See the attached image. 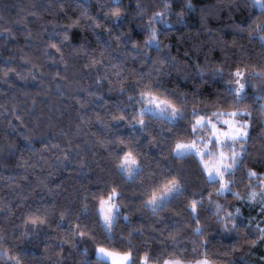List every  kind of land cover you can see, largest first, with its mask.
Instances as JSON below:
<instances>
[{
	"label": "trees",
	"instance_id": "obj_1",
	"mask_svg": "<svg viewBox=\"0 0 264 264\" xmlns=\"http://www.w3.org/2000/svg\"><path fill=\"white\" fill-rule=\"evenodd\" d=\"M61 3L64 5L63 9L59 8ZM75 12L76 0H0V70L15 69L24 77L20 79L15 72H10L8 83L0 81V87L5 89L0 93V102L5 104L9 113L13 106L16 109V115H6L3 124H0V144H3L0 146V227H3L6 233L5 243L8 246L15 245L17 252L21 254L28 253L24 256L28 264H48L43 254L45 245L50 248L49 254L59 251L62 243L60 237L73 225H82L77 231H86L88 235L79 240L77 250H71V255L70 245L64 244L61 255L65 258L64 264H80L84 257L80 256L78 249L88 248L90 251L87 259L91 264H95V256L91 254V250L95 243L102 241V234L95 228L91 214L77 216V210L84 196L93 200L94 196L107 195V189L120 183L115 168V157L131 148L144 167L142 175L145 185L150 184L148 177L153 173L160 177V182L165 178L177 177L179 173L187 187L182 195L160 212L159 216L163 217L160 221L140 204L144 191L139 187L140 178L124 184L121 188L124 195L118 200L122 202L121 218L117 219L113 242L126 249L127 243L119 238L121 234L127 237L129 229H133L135 235L132 240L137 245L138 253L150 251L155 257L156 252L165 251L161 241L168 237L170 231H176L180 241L178 249L186 248L191 253L195 220L189 218L185 205L188 199H199L202 194L204 204L200 207L196 219L201 221L208 235L209 251L215 252L217 259H225L222 253L231 249L232 243L238 237L236 233L221 232L207 199L212 184L205 183L198 161L191 156L178 160L169 155V140L175 138L177 130L173 129V135L169 137V125L158 119L149 120L144 131H141L139 126L132 128L127 123L117 125L107 120L110 113L116 114L114 104L124 98L115 92H108L107 82L102 88L94 87L92 81L95 73L84 69L82 61L72 62L67 65L65 71V65L58 59L59 53L49 48L47 56L45 55V44H49L50 40L54 42L50 35L53 25H64L68 17L74 16ZM236 19L239 20L240 17L237 16ZM229 23L222 14L221 19L211 22L214 30L210 36H205L203 31L197 28H181L169 34L165 42L171 45V54L185 64H191L196 58L194 45L200 46L202 52L210 53L212 58H219L222 50L219 46H214V43L217 39L222 42L233 40V32L228 30ZM72 35L77 43L82 36L76 28L72 30ZM83 35L92 47H96L94 37L87 32ZM186 51L187 56L184 55ZM256 51L257 49H250L249 58H252ZM52 56H55V60L50 58ZM202 58L201 56L200 59ZM34 65L36 67H33ZM124 67L137 74L147 71L142 64L131 60L126 61ZM57 72L60 73L59 76L55 75ZM169 75L174 73L169 70ZM109 79L112 77L109 76ZM205 80L204 86L196 94L201 99L212 101L223 84L221 81H210L207 77ZM57 83L60 84L59 88L56 87ZM160 83L169 89L189 92L198 84L192 80L179 83L176 79L163 78ZM94 91H100L102 98L89 95ZM248 93L249 98L244 102L253 110H258L261 102L252 94L251 86ZM131 111H134L132 106L129 107V112ZM17 116L20 117L19 120L16 119ZM97 116L100 121L95 119ZM9 118L17 126L16 129L7 125ZM105 122L110 126H106ZM160 122L164 123L163 129L155 126ZM183 124L184 122H181V128ZM25 125V135L30 137V143L19 135V130L24 129ZM262 127L264 124L258 119L253 120L250 129L252 139L245 153L246 159L242 163L264 171V164L258 163L260 157L255 155L264 143L257 135ZM117 137L125 143L121 144ZM8 145L12 146L11 149ZM65 153L69 159L58 163L57 157H62ZM236 178L234 188L239 190L243 184H247L246 176L239 170ZM41 181L43 183H40ZM193 189H199L195 197ZM212 198L226 207L227 211H233L234 207L239 206L242 213L238 217L241 227L248 224V218L256 209H250L249 204L236 200L230 194L223 197L213 194ZM50 205L54 206L49 208L51 226H40L32 236L22 237L24 231H32L23 223L25 216L37 208L42 209ZM65 209V219L57 226L59 214ZM124 212L129 214L127 222L122 219ZM255 223L251 220V225L244 230L251 235L255 230ZM143 241L148 242L147 246ZM259 248L261 244L252 248L240 247L226 258L227 264H250ZM166 251L172 252L173 249L167 247ZM193 258L195 257L192 255L186 257Z\"/></svg>",
	"mask_w": 264,
	"mask_h": 264
},
{
	"label": "snow or ice",
	"instance_id": "obj_2",
	"mask_svg": "<svg viewBox=\"0 0 264 264\" xmlns=\"http://www.w3.org/2000/svg\"><path fill=\"white\" fill-rule=\"evenodd\" d=\"M254 3L264 8V0H254ZM186 6H192L190 0H186ZM63 7L64 5L61 3L59 8L63 9ZM113 12L116 14L118 9H114ZM159 15L162 16L163 13H159ZM73 22H68L67 27L70 28ZM28 35H31V33H28ZM61 35L67 38L66 31L61 33ZM152 38L156 39L157 45L162 43L156 33H153V36L149 37V39ZM49 48L54 49L55 53L60 54V63L65 65V71H67V63L64 61L61 49L57 43L51 40L49 41L45 49L46 56ZM50 58L55 60V56ZM101 62L94 56L90 57L89 60L91 65H96ZM160 63H164V61L161 60ZM88 66V64L84 65L85 68ZM33 67L36 66L34 65ZM201 71L203 72L204 70L202 69ZM10 72H15V75L20 79L24 78L15 69H7L4 72L6 79H8ZM223 72L224 69L218 67L215 69L214 74L223 75ZM55 75L59 76L60 73L57 72ZM116 75L119 76L120 73L117 72ZM253 77L257 80L264 81V71H248L241 66L232 67L229 73V79L226 81V83L231 85L230 90H227V98L217 96L214 100L208 101L211 106L204 109L198 106L193 107L190 112H186L183 107L178 106L177 102L169 93L161 92L155 84H150L138 93L142 103L139 109L136 110V115L133 118L128 119L122 112L119 116H114L112 119L127 120L130 127L135 124L139 126L141 131L146 130L148 127L149 120L146 117L167 123L169 125V137L173 135V129L177 130L169 149L174 159L183 160L188 156L195 158L198 161V167L200 168L205 183L218 185L215 189L217 196L230 194L236 200L246 201L249 205L258 203L260 207L257 210L264 213V171L258 170L255 167H248L247 164L242 163L246 159L245 153H247L249 141L252 139L250 129L253 126V120L258 119L261 124H264V83L258 86L256 99L261 102L258 110H253L246 104L241 106L249 98V86L252 88L257 87V84L252 79ZM61 78L64 79V77ZM137 79L140 78L138 77ZM109 90L112 89L110 88ZM126 90L127 85L120 82L119 91L123 93ZM128 99L132 100L133 97L129 96ZM226 99L231 102L229 106H224ZM16 119L19 120L20 117L17 116ZM95 119L100 121L99 116ZM181 122H184L183 128L180 126ZM105 123L106 126H110L107 122ZM185 133L187 134L185 135ZM161 134L163 135V131ZM149 135L151 134L149 133ZM257 135L261 140H264V127L261 128L260 133ZM26 139L30 140V137H26ZM117 140L121 144L125 143L119 137H117ZM101 143L103 144L104 141H101ZM11 147L9 145V149ZM109 155L111 156L112 154L110 153ZM255 155L260 157L258 163L264 164V143L261 144ZM68 159L69 157L65 153L62 157H57V162L64 163ZM115 159L116 171L125 184L135 182L138 177L140 178L139 187L144 189L141 194V206L147 209L152 216L158 217L162 221L163 217L159 216L160 212L185 192L187 186L184 182L178 180L176 176H172L171 179L165 178L163 182H160V177L153 173L148 177L150 184L145 185V179L142 175L144 167L131 148L128 151H124L123 155H117ZM81 163L83 162L81 161ZM238 170L247 178L246 190L244 192L233 187L237 183L236 173ZM40 183H43V181ZM198 191L199 189H193V197H195ZM123 195L124 193L120 188L113 186L107 191V195L100 194L99 196H94L96 203L93 211L104 226L102 241L94 245L93 254L95 256V264H216L217 255L209 251L208 235L205 234L201 221L196 219L199 216L200 207L204 204L202 194L199 199H188L185 205L189 211V218L195 220L192 228L191 253L186 248L178 249L177 246L180 243L179 234L176 231H170L168 237L161 241V244L165 246V251L156 252L155 257H153L150 251H145L142 254L138 253L137 245L132 240V237L135 235L133 229H129L127 237L121 234L119 238L127 243L128 247L126 249L118 247L113 242L116 230L115 225L117 219L121 218V207L118 200ZM212 195V192L208 193V204L212 206L216 217L222 219L221 229L227 233H236L238 237L232 243L231 249H226L222 253L223 256L228 257L235 250L243 246L252 248L264 244V223H257L254 232L250 235L244 229L251 225V217L248 218V224L241 227V222L238 220V217L242 215L241 208L236 206L233 211L225 212L223 206L217 200H214ZM49 208H54V206L50 205L42 209L37 208L34 212L25 216L23 223L26 227L32 226L33 229L37 226H51L49 222ZM8 211L10 212L11 209H8ZM66 211L65 209L60 212L57 219V226L65 219ZM79 212L87 213L88 207L86 205L82 206ZM122 219L127 222L129 220V214L124 212ZM80 227L82 225H73L65 233L67 239L60 237L62 243L59 251L49 254L50 248L48 245H45L43 254L47 258L48 264H64L65 258L61 255L64 251V244L70 245L69 255H71V250H77L79 240H82L88 235L86 231L81 230L78 232L77 228ZM33 233L34 231H24L21 236L30 237ZM3 239L4 236H0V240ZM143 244L147 246L148 242L143 241ZM167 247H172L173 251L167 252ZM198 249H202V251H198ZM78 251L80 256L84 257L80 264H91L87 259L90 250L88 248H82L78 249ZM6 254L5 249H0V256ZM26 255L28 253L21 254L18 252V254L10 256L11 264H22L21 258ZM189 255L195 258L186 259ZM261 260L264 261V257H261Z\"/></svg>",
	"mask_w": 264,
	"mask_h": 264
},
{
	"label": "clouds",
	"instance_id": "obj_3",
	"mask_svg": "<svg viewBox=\"0 0 264 264\" xmlns=\"http://www.w3.org/2000/svg\"><path fill=\"white\" fill-rule=\"evenodd\" d=\"M190 3L191 7L186 6V0H76L75 15L68 17L64 25H53L50 35L60 47L67 65L75 61H82L84 69L95 73V78L92 81L94 87L97 89L102 88L107 82L108 92H115L119 97L124 98L114 104L116 114L110 113L106 118L117 125L128 124V122L127 120H113L114 116H119L123 112L127 117H130L128 119H131L136 115V110L139 109L142 103L138 93L150 84H155L161 92L169 93L178 106L183 107L186 112H190L193 107L197 106L204 109L211 105L196 93L204 86L206 77L213 82L221 81L223 86L217 92L216 97L227 98V90H230L231 85L226 81L229 79L232 67L241 66L248 71H264V39H262L264 37V8L256 5L254 0H190ZM114 9H118L116 14L113 12ZM159 13H163V15L161 16ZM222 14L223 18L230 22L228 30L233 32L234 38L230 42H222L219 39L215 41L214 46H219L222 50V55L219 58H212L210 53L202 52L200 46L197 45L193 46L196 58L191 64H185L171 54V45L165 42L169 34L181 28H197L202 30L205 36H210L214 30L211 22L221 19ZM237 16L240 17L239 20L236 19ZM68 22H73L70 28L67 27ZM74 28L79 29L82 34L78 43L73 39L72 30ZM58 29H62V31H58ZM224 30L219 29V31ZM65 31L67 32V38L61 35ZM85 32L94 37L96 47H92L88 43L87 37L83 35ZM153 33H156L162 43L157 45L155 38L149 39L153 36ZM236 38H239V40ZM47 46L48 44H45L44 50ZM250 49H257L252 58L248 56ZM233 50L235 55H233ZM184 55L187 56L188 52L186 51ZM93 56L102 62L91 65L89 60ZM201 56L202 59H200ZM58 59L60 61V58ZM114 60L117 63H112ZM129 60L139 62L147 71L137 74L134 71L127 70L124 64ZM161 60L164 63H160ZM85 64L89 66L85 68ZM218 67L224 69L223 75L214 74L215 69ZM169 70L174 75H169ZM5 71L7 69L0 71V81L8 83V79L4 76ZM117 72L120 73L119 76L116 75ZM109 76L112 79H109ZM138 77L140 79H137ZM162 78L167 80L176 79L179 83L192 80L197 81L198 84L194 86L191 92L180 91L161 85L160 80ZM252 79L257 84L256 88L251 87L252 94L257 95L258 86L264 81L257 80L254 77ZM120 82L127 85V90L123 93L119 91ZM68 83H71V81H68ZM56 87L59 88L60 84L57 83ZM110 88L112 90H109ZM4 91L5 89L0 87V93ZM89 95L102 98L100 91L91 92ZM129 96H132L133 99L129 100ZM230 103V100L226 99L224 106H229ZM245 104L248 105L243 102L241 106ZM130 106L134 108V111L129 112ZM6 115H16L15 106L9 113V109L5 107V104L0 102V124H3ZM146 118L148 120L152 119L151 117ZM21 122L23 123V121ZM7 125L13 129L17 127L10 118L7 119ZM155 126L163 129L164 123L160 122ZM131 127L136 128L137 126L133 124ZM25 130H27L26 125L24 129L19 130V135L30 143V140L26 139L29 136L25 135ZM171 142L169 140V149ZM0 146H3V144H0ZM169 155L171 156L170 152ZM177 179L183 182V177L179 173ZM119 180L120 183L116 187L121 189L125 183L120 175ZM246 185L243 184L239 191L244 192ZM216 187L218 185L212 184V194L216 195ZM217 197H223V195ZM118 203L121 207L122 202ZM84 205L88 207V212L80 213L79 209ZM94 205V199L90 200L88 196H84L77 210V216L91 214L95 228L103 234L104 226L93 211ZM223 208L227 212V208L224 206ZM217 222L220 225L221 232L226 234L227 232L221 229L222 219L217 218ZM29 227L34 232H37L40 228L39 226L35 229L32 226ZM115 227H117V224ZM205 234L207 235L206 232ZM0 236H4V239L0 240V249H5L7 253L0 256V264H11L9 257L18 254V252L15 245L8 246L5 243L6 233L3 227H0ZM61 237L67 239L66 234ZM224 257L225 259H217L216 264H227V257ZM21 259L22 264H28L24 257Z\"/></svg>",
	"mask_w": 264,
	"mask_h": 264
},
{
	"label": "rangeland",
	"instance_id": "obj_4",
	"mask_svg": "<svg viewBox=\"0 0 264 264\" xmlns=\"http://www.w3.org/2000/svg\"><path fill=\"white\" fill-rule=\"evenodd\" d=\"M243 202L246 203V204H248L246 201H243ZM259 207L260 206H259L258 203L255 204V205H250V209L256 208L254 214L251 215V220L253 222H256L255 224H257V223H264V213H262V212H260V211L257 210ZM93 250H94V247L91 250V254H93ZM261 257H264V244H261V248H259V249L256 250L254 259L250 261L251 264H264V261L261 260Z\"/></svg>",
	"mask_w": 264,
	"mask_h": 264
}]
</instances>
